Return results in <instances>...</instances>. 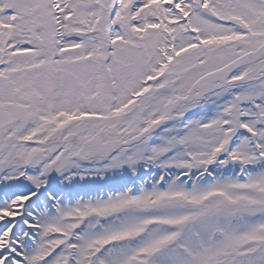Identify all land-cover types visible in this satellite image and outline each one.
Instances as JSON below:
<instances>
[{
	"label": "snow or ice",
	"instance_id": "snow-or-ice-1",
	"mask_svg": "<svg viewBox=\"0 0 264 264\" xmlns=\"http://www.w3.org/2000/svg\"><path fill=\"white\" fill-rule=\"evenodd\" d=\"M0 264H264V0H0Z\"/></svg>",
	"mask_w": 264,
	"mask_h": 264
}]
</instances>
